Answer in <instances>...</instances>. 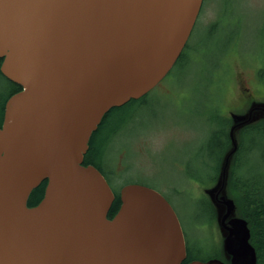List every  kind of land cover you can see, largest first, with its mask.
Wrapping results in <instances>:
<instances>
[{
    "label": "water",
    "instance_id": "obj_1",
    "mask_svg": "<svg viewBox=\"0 0 264 264\" xmlns=\"http://www.w3.org/2000/svg\"><path fill=\"white\" fill-rule=\"evenodd\" d=\"M202 1L0 0V72L20 86L0 126V264H183L184 233L168 200L127 183L109 218L114 192L83 157L112 107L170 72ZM250 104L245 118H232L230 147L204 190L222 257L186 264H256L248 222L227 189L238 131L264 119V102ZM43 180L42 198L27 206Z\"/></svg>",
    "mask_w": 264,
    "mask_h": 264
},
{
    "label": "rangeland",
    "instance_id": "obj_2",
    "mask_svg": "<svg viewBox=\"0 0 264 264\" xmlns=\"http://www.w3.org/2000/svg\"><path fill=\"white\" fill-rule=\"evenodd\" d=\"M184 49L187 61L147 93L114 136L109 153L115 156H107L103 166L113 191L127 183L159 191L193 252L203 258L221 247L219 228L201 196L219 154L208 138L226 129V118H245L252 101L264 102V0H203ZM0 86L5 93L2 78ZM256 113L254 120L261 117ZM261 151L251 159L242 153V172L260 162Z\"/></svg>",
    "mask_w": 264,
    "mask_h": 264
},
{
    "label": "trees",
    "instance_id": "obj_3",
    "mask_svg": "<svg viewBox=\"0 0 264 264\" xmlns=\"http://www.w3.org/2000/svg\"><path fill=\"white\" fill-rule=\"evenodd\" d=\"M186 47L187 43L184 48ZM184 51L185 49H183L174 65H178L187 61ZM0 78L5 81V86L7 88L5 93H0L1 126L3 120L4 103L10 95L20 90V86L8 80L1 74V72ZM146 97L147 94L137 99H130L121 106L112 107L102 117L96 131L92 133L89 139L88 149L83 157V164L94 165L104 175L107 182L108 180H111V178L104 168L103 162L107 156H115L113 152L109 153V145L112 142L114 136L119 134L121 130L127 126L137 108L145 103ZM230 126L231 119L226 118V129L222 132L213 131L208 138V145L210 148L219 150V154L215 159L214 175L211 177L209 185H207L208 187L213 185L217 180L222 158L230 147ZM237 141L238 145L232 156L229 166L227 189L229 195L233 197L236 203L239 216L243 217L248 222L250 229V242L255 248L256 252V264H264V154L259 155V163L255 162L250 167H246L245 170H243L244 172H242L243 165L240 163V157L242 153L247 152L249 159H251L257 155V151H261L262 149L264 150V119L256 123L243 126L238 131ZM45 184L46 180H43L31 191L27 200V206H34L40 201L43 196ZM118 193L119 190H114L115 198L108 212L109 218L113 216L119 207L120 201ZM201 196L202 201L208 207L214 222V210L211 203L209 202L208 196L205 193ZM185 245L186 257L182 262L183 264L195 259L207 260L213 257H222L221 247L217 248V252L215 254L201 258L197 256L195 252H193L187 239H185Z\"/></svg>",
    "mask_w": 264,
    "mask_h": 264
},
{
    "label": "flooded vegetation",
    "instance_id": "obj_4",
    "mask_svg": "<svg viewBox=\"0 0 264 264\" xmlns=\"http://www.w3.org/2000/svg\"><path fill=\"white\" fill-rule=\"evenodd\" d=\"M114 192V191H113Z\"/></svg>",
    "mask_w": 264,
    "mask_h": 264
}]
</instances>
